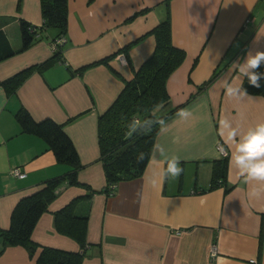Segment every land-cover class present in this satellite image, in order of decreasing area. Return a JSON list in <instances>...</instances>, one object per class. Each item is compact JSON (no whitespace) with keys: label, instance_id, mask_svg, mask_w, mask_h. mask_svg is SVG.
<instances>
[{"label":"crops","instance_id":"1","mask_svg":"<svg viewBox=\"0 0 264 264\" xmlns=\"http://www.w3.org/2000/svg\"><path fill=\"white\" fill-rule=\"evenodd\" d=\"M169 9L172 43L186 54L166 82L170 108L182 105L192 116L180 119L179 109L168 117L143 174L119 182L112 193L105 192L98 116L152 54L155 38L149 32L165 18V0H68L59 57L31 72L14 93L0 85V229L9 228L20 198L70 170L41 138L21 132L15 114L24 109L35 121L61 124L81 162L80 185L63 182L33 229L31 238L40 246L80 251L54 223L55 212L80 198L75 212L88 219L81 264H264V192L248 197L250 185L229 160L234 145H224L230 190L210 188L215 162L222 159L217 144H224L219 119L227 117L241 133L264 122V95L248 93L251 99L237 101L222 87L225 78L241 82L230 69L234 62L264 51V0H170ZM21 21L41 25L39 0H0V56L15 52L0 60V82L54 55L58 37L51 27L18 52ZM155 145L167 157L180 158L178 179L160 180L166 165ZM13 168L25 177L13 176ZM37 255L4 246L0 238V264H35Z\"/></svg>","mask_w":264,"mask_h":264},{"label":"trees","instance_id":"2","mask_svg":"<svg viewBox=\"0 0 264 264\" xmlns=\"http://www.w3.org/2000/svg\"><path fill=\"white\" fill-rule=\"evenodd\" d=\"M67 2L68 0H39L43 21L40 26L25 21L20 22L21 48L18 52L30 47L40 37V31L49 27L57 31L58 38H64L67 31ZM169 3L170 0H165V18L149 32L155 38L152 54L134 70L133 78L124 82V87L117 98L98 116V144L107 194L112 193L119 182L143 174L153 150L155 137L161 128L159 125H154L147 134H133L130 138H126L125 125L133 118L140 120L150 118L153 110L161 102L163 108L157 115H160L164 121L182 107L180 105L170 108L166 89L168 77L181 65L186 56L183 49L175 47L172 43ZM62 43L55 45L54 55L51 58L22 69L0 82V85L8 94L14 93L31 72L42 70L59 57ZM14 53L10 50L6 55H1L0 60ZM257 71L264 72V64ZM259 83L260 87L256 88L249 84L247 78L243 79V87L248 93L264 95V79ZM15 117L22 133L41 138L47 149L54 154L56 161L69 165L70 170L66 174L46 180L40 189L18 200L11 213L9 228L0 229L3 245L22 246L30 257L38 252L35 264H81L86 246L88 219L86 216H78L75 212L80 198L73 199L54 214L57 231L77 241L80 251L68 252L40 246L31 238L39 217L47 211L49 203L55 199L56 189L65 181L69 185H80L77 175L81 162L77 151L63 130V126L52 119L35 121L24 109L18 110ZM141 153L144 154V159L137 162V157ZM226 172L227 157H224L215 162L210 188L224 185L225 191L230 190L231 187H227L226 184Z\"/></svg>","mask_w":264,"mask_h":264},{"label":"clouds","instance_id":"3","mask_svg":"<svg viewBox=\"0 0 264 264\" xmlns=\"http://www.w3.org/2000/svg\"><path fill=\"white\" fill-rule=\"evenodd\" d=\"M208 52V58L210 52ZM122 69L126 67V61L122 57ZM219 56L216 55L209 59V63L214 65L218 61ZM264 64V52L257 51L254 55L249 52L242 63L234 62L230 69L238 73L237 79H240L239 84H233L228 78L223 79L222 87L224 94L230 99L243 100L244 98L251 99L247 90L243 87V79L247 78L249 84L259 88L261 79H264V72H258L257 69ZM0 95H3V90H0ZM163 108V102L156 106L151 113L150 118L143 120L133 118L128 122L126 127V138H130L133 134H147L151 131L154 125H159L162 129L165 127V121L157 113ZM177 117L182 120H188L192 116L189 109H180L176 113ZM218 135L223 138L224 144H217L218 153L222 156H229V152L225 150L224 145H234V150L231 151L229 157L230 163L235 166L238 171V176L243 179L245 184H249L248 197L258 198L264 192V122L257 123L254 127H250L246 132L241 133L237 127H233L232 121L227 117H221L218 121ZM155 151L161 157H164L163 164L165 168L159 173L161 181L164 179L176 180L183 172L180 166V158L177 156L167 157L165 150L161 145H155ZM144 159V154L141 153L137 157V162ZM151 183L155 184L153 178ZM255 182V183H253ZM257 185H260L258 187Z\"/></svg>","mask_w":264,"mask_h":264},{"label":"built area","instance_id":"4","mask_svg":"<svg viewBox=\"0 0 264 264\" xmlns=\"http://www.w3.org/2000/svg\"><path fill=\"white\" fill-rule=\"evenodd\" d=\"M64 41V38H58L56 41H55V43H53V48L55 47V45L56 44H58V43H62ZM121 57V56H120ZM123 57V56H122ZM221 157L222 158H224V157H227V156H222L221 155ZM11 174L13 175V176H15V177H18V178H23V177H25V173L24 172H22L19 168H13V169H11ZM211 256H214V254H215V251H214V248H211Z\"/></svg>","mask_w":264,"mask_h":264}]
</instances>
